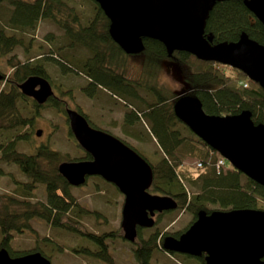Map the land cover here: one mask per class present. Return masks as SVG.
Segmentation results:
<instances>
[{
	"label": "trees",
	"instance_id": "16d2710c",
	"mask_svg": "<svg viewBox=\"0 0 264 264\" xmlns=\"http://www.w3.org/2000/svg\"><path fill=\"white\" fill-rule=\"evenodd\" d=\"M90 1L95 7L94 16L87 24H82L80 13L75 10L76 4L70 0H0V67L5 64L7 68H0V162L16 165L25 177L24 180L13 178L14 188L0 194V249L5 248L12 257L40 252L49 259V255L38 246L32 251L13 250L10 246L13 237L26 230L38 238L31 224L33 219L87 238L94 244V249L74 247L71 252L77 255L83 251L105 264H116L108 239H124L120 230L100 234L86 230L81 217L89 210L76 200L70 192L71 186L59 173L58 165L61 162L89 159L88 153L82 152L80 158L70 157L44 142L28 143L31 150L28 153L17 148L19 141H32L30 131L40 108L53 107L68 122L64 98L74 99L71 87H54L58 96L54 93L42 105L23 95L18 87L33 75L45 77L51 83L46 69L47 61L54 62L64 73L82 74L87 80L84 89L90 97H94L93 92L97 87L105 88L121 98L126 97L124 103L127 102L130 109L124 112V127L129 129V125L138 121V114L144 115L161 152L154 163L149 162L153 169L150 190L172 196L179 209L190 212L192 219L188 226L195 221L200 210L210 213L213 210L256 208L257 198L264 199V187L234 167L227 168L226 161L224 168H217L219 154L175 116L173 103L179 95L165 97L160 89L147 85V73L152 72L148 65L156 66L163 59L175 61L188 85L189 91L185 94L196 96L206 113L233 115L248 110L255 124H264V89L238 69L215 61H203L184 51L169 53L161 42L154 39H143L144 50L140 54H126L111 39L109 20L103 11L94 0ZM41 20H49L62 30L64 40H60L58 47L61 56L50 50L51 54L47 57L38 54L24 60L18 59L13 50L31 45L30 39L34 37ZM203 28L204 35L211 37V44L237 41L245 36L264 46V27L243 0L216 1L204 19ZM73 50L79 51V58L72 55ZM142 86L149 88L152 101L139 94L138 87ZM20 101L27 102L28 107L20 106ZM78 110L88 120L80 107ZM26 111L31 114L27 116ZM177 125L184 126L191 137L182 136ZM67 133L74 139L69 127ZM76 145L79 146L77 142ZM210 151L216 153L215 158L212 153L208 156ZM190 157L195 159L193 166L185 163ZM242 176L246 178V183H242ZM182 181L195 185L197 190L188 192ZM40 184L45 188V200L34 195ZM213 205H217V208ZM143 229L138 228L132 247L139 264H155L151 262L155 249L165 251L167 255L181 254L164 250L163 242L169 236L179 237L183 231L166 236H159L156 231L144 238ZM43 240L49 241L48 237ZM58 246L62 249L56 243L55 250L60 252ZM182 255L205 264L203 256Z\"/></svg>",
	"mask_w": 264,
	"mask_h": 264
},
{
	"label": "water",
	"instance_id": "95a60500",
	"mask_svg": "<svg viewBox=\"0 0 264 264\" xmlns=\"http://www.w3.org/2000/svg\"><path fill=\"white\" fill-rule=\"evenodd\" d=\"M109 20L111 39L126 54H140L143 39L161 42L169 53L184 51L203 61H215L242 71L264 89V46L245 36L237 41L211 44L204 35V19L216 1L224 0H94ZM264 27V0H243ZM1 77V75H0ZM23 95L38 105L54 95L50 82L33 75L18 84ZM175 116L237 171L264 187V124H255L244 110L233 115L206 113L201 101L182 94L173 104ZM69 129L91 159L64 161L59 173L69 185L80 186L97 175L121 194L124 239L133 242L138 228L155 224L156 213L175 210L169 195L151 193L153 169L136 150L116 136L92 127L85 116L66 108ZM37 130L36 135H41ZM163 249L203 256L205 264H264V210L233 208L200 210L195 221L179 235L163 242ZM0 264H51L40 252L12 257L0 249Z\"/></svg>",
	"mask_w": 264,
	"mask_h": 264
},
{
	"label": "rangeland",
	"instance_id": "374dc122",
	"mask_svg": "<svg viewBox=\"0 0 264 264\" xmlns=\"http://www.w3.org/2000/svg\"><path fill=\"white\" fill-rule=\"evenodd\" d=\"M70 1L76 4L75 10L79 12L82 17L81 23L87 24L88 20H90L95 13L93 2L90 0ZM78 19L77 15V20ZM62 34V30H60L54 23L49 20H41L34 37L30 39L31 45L27 48L16 47L13 50V54L21 60H24L28 56H36L38 54H43L45 57L50 56V50L58 56H61L58 47L61 44L60 40H64ZM72 52V55L75 58H79V55L77 54L79 51L73 50ZM134 63L137 64L138 62L134 61ZM4 65H1L0 68L6 70L7 68ZM46 67L47 73L52 79L51 83L53 85L54 93L57 96L58 93L54 87L62 86V88H72L71 92L73 93L74 99L70 100L64 98L66 101V107L75 109L76 106L74 103H77L78 106L83 109V112L87 115L91 124L98 127L108 128L109 122L112 123V125L116 127L111 129L113 135L125 139L126 142L135 147L138 150V153L147 159L148 162L154 163L160 157L161 152L159 145L155 137L150 133V123L145 119L143 114H138V121L136 120L133 124L129 125L128 130H131V136L127 135L122 129L121 117L114 116V113L120 112L119 110L130 109L127 102L123 103L124 99H127L126 97L122 96L123 98H121V96L100 87L97 93H94V97L91 98L86 94L87 91L84 89L87 80L82 74L76 72L64 73L60 67L52 61H47ZM148 68L152 72L147 73L149 76V82L147 85L157 87L165 97L172 94L179 95L189 91L187 90L188 85L185 78L175 61L163 59L160 60L159 64H156V66L154 64L151 66L148 65ZM143 84L146 85V83ZM138 92L145 98H151L150 101L153 100L149 95L150 90L149 88H146V86L139 87ZM129 101L130 100H128V102ZM19 105H25L28 107V103L25 101H20ZM139 105L144 109L142 104ZM25 114L29 116L31 113L26 111ZM113 118H116V120L112 121ZM68 125L65 117L57 112L55 108L50 106L42 107L39 109V115L35 117L34 126L30 131L33 134L30 139L32 141H19L17 143V148L19 151L28 153L31 151L28 143L35 144L44 142L48 143L51 148L69 154L70 157L80 158L84 151L80 146L76 145L74 139H71L67 135ZM177 126L180 129L182 136L191 137L190 133L184 126ZM37 129H42V134L40 136L36 135ZM211 153L215 158L216 153L214 151H210L208 156ZM225 161L227 168L232 166L226 159ZM194 162L195 159L191 157L187 158L185 161V163L191 166L194 165ZM0 170V194L11 191L14 188V184L12 183L13 178H17L18 180H24L25 178L14 164L0 162ZM241 181L242 183H246V178L242 176ZM184 184L188 192L197 190L195 185L187 181H184ZM70 192L82 206L90 211H86L87 214H84L81 217V222L84 224L86 230L97 234L108 232L110 230H120V232H122L120 222L124 196L112 183L103 180L99 176H90L87 178L86 183L80 186H71ZM150 192L154 193L151 190ZM34 195L39 199L45 200V188L43 184H40L34 191ZM212 207L216 209L217 205H213ZM256 209L264 210V199H261L260 197L257 198ZM191 219L192 215L190 212L185 209H179V207L175 210L156 214L154 226L151 228H144L142 230V236L147 238L148 235L156 231L159 232V236L177 234L182 232L188 226ZM31 224L36 230L38 238H36L29 230L15 235L10 242V246L13 250L32 251L38 246L47 256L49 255L52 264H105L102 260L87 255L83 251H80V254L77 255L71 252V249L74 247L86 246L94 249V244L87 238L48 225L40 219H33ZM44 237H48L49 241H44ZM56 243L62 246V249L58 246L61 250L60 252L55 250ZM108 243L110 245V252L115 259L116 264H139L133 255V242L122 238H111L108 239ZM170 254L171 253L167 255L165 251L155 249L152 253L151 262L155 264H202L199 260L186 258L182 254Z\"/></svg>",
	"mask_w": 264,
	"mask_h": 264
},
{
	"label": "flooded vegetation",
	"instance_id": "af4514ba",
	"mask_svg": "<svg viewBox=\"0 0 264 264\" xmlns=\"http://www.w3.org/2000/svg\"><path fill=\"white\" fill-rule=\"evenodd\" d=\"M53 86V85H52ZM53 88V87H52ZM75 104V106H76V108H75V110H77L78 112H79V110H78V107H80V106H78V104L77 103H74ZM66 108H69V107H66ZM83 110V109H82ZM81 110V111H82ZM83 112V111H82ZM79 113H81V112H79ZM84 113V112H83ZM82 114V113H81ZM91 125V124H90ZM92 126V125H91ZM96 126V125H95ZM68 127H69V125H68ZM92 127H94V126H92ZM109 127L111 128V129H114V128H116L114 125H112V123H110L109 122ZM95 128H97V129H102V130H104V131H106V132H108V133H110L109 131H108V129L107 128H102V127H98V126H96ZM122 129L124 130V132L127 134L128 132H130V131H128V128H126V127H124V125L122 124ZM191 131V130H190ZM111 134V133H110ZM117 138H119L120 140L121 139H123V138H120V137H117ZM123 140H125V139H123ZM122 141V140H121ZM126 141V140H125ZM82 149V148H81ZM83 150V149H82ZM89 159H91V156H90V158ZM80 160H84V159H80ZM92 176H97V175H92ZM88 177H90V176H88ZM87 177V178H88ZM100 177V176H99ZM87 180V179H86ZM104 180V179H103ZM70 186H73V185H70ZM119 191V190H118ZM150 191V190H149ZM156 214H159V213H156ZM156 216V215H155ZM154 219H155V217H154ZM189 227V226H188ZM184 232V231H183ZM182 232V233H183ZM170 237V236H169ZM173 237H175V236H173ZM168 238V237H167ZM137 238H135V240H136ZM166 240V239H165ZM134 242V241H133ZM204 260V259H203Z\"/></svg>",
	"mask_w": 264,
	"mask_h": 264
},
{
	"label": "crops",
	"instance_id": "0c3cea01",
	"mask_svg": "<svg viewBox=\"0 0 264 264\" xmlns=\"http://www.w3.org/2000/svg\"><path fill=\"white\" fill-rule=\"evenodd\" d=\"M169 60H171V59H169ZM184 77V76H183ZM51 84V83H50ZM52 86V85H51ZM99 88L100 87H97L96 89H95V91L93 92V93H97V91L99 90ZM54 91V90H53ZM138 91H139V87H138ZM182 94H185V93H181V94H179V96L180 95H182ZM92 98V97H91ZM99 99V98H98ZM99 103V102H98ZM123 103H124V101H123ZM174 104V103H173ZM100 105V104H99ZM106 106H108V105H106ZM102 107V106H101ZM104 107V106H103ZM109 107V106H108ZM120 112H117V113H114V116L115 117H121V121H122V123L121 124H123V115H124V112L126 111V110H119ZM119 119V118H118ZM116 120V118H113V120L112 121H115ZM104 128H107V127H104ZM108 131L113 135V133L111 132L112 130H111V128L108 126ZM190 130V129H189ZM128 131H130V132H128L127 133V135H130L131 136V130H128ZM183 182V184H184V181H182ZM184 186H185V184H184Z\"/></svg>",
	"mask_w": 264,
	"mask_h": 264
},
{
	"label": "built area",
	"instance_id": "2783aa9c",
	"mask_svg": "<svg viewBox=\"0 0 264 264\" xmlns=\"http://www.w3.org/2000/svg\"><path fill=\"white\" fill-rule=\"evenodd\" d=\"M224 164H225V160L222 158V157H219L218 158V161H217V168L218 169H222L224 168ZM222 167V168H221Z\"/></svg>",
	"mask_w": 264,
	"mask_h": 264
}]
</instances>
